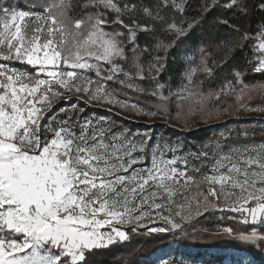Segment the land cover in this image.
Returning a JSON list of instances; mask_svg holds the SVG:
<instances>
[{
	"label": "snow or ice",
	"instance_id": "snow-or-ice-1",
	"mask_svg": "<svg viewBox=\"0 0 264 264\" xmlns=\"http://www.w3.org/2000/svg\"><path fill=\"white\" fill-rule=\"evenodd\" d=\"M219 2L208 0L203 7L211 11ZM260 3L264 7V0ZM224 6L247 14L246 0H229ZM74 7L83 14L70 15ZM168 8L181 15L179 24L160 14ZM32 9L17 10L0 0V264H88L86 253L127 242L130 232L183 231L195 216L217 209L253 225L247 234H234L231 227L224 232L251 244L264 241V232L258 231L264 227V143L217 141L185 155L179 145L150 146L151 137L116 130L106 118L84 116L75 106L49 115L57 101L71 97L138 115L168 113L170 96L153 92L164 103L158 111L146 112L120 99V90H135L137 78L163 68L160 57L147 68L140 63L137 31L154 30L159 22L177 41L198 23L184 22L185 0H160L155 12L145 8L151 24L132 17L125 23L136 6L118 0H40ZM112 25L125 29L127 36L105 31ZM259 35L257 73L264 71V31ZM123 40L133 45L135 72L119 62L128 59ZM12 62L32 71L10 67ZM201 63L210 75L203 58ZM187 80L192 83L191 74ZM248 87L242 85L241 93ZM208 96L186 87L177 100L196 97L194 102L202 105ZM180 109L178 103V114ZM158 221L162 226L149 227ZM243 264L249 259L243 258Z\"/></svg>",
	"mask_w": 264,
	"mask_h": 264
},
{
	"label": "trees",
	"instance_id": "trees-1",
	"mask_svg": "<svg viewBox=\"0 0 264 264\" xmlns=\"http://www.w3.org/2000/svg\"><path fill=\"white\" fill-rule=\"evenodd\" d=\"M39 2L40 0H8V3L15 4L18 10L32 9V5H38ZM118 2L136 6L135 11L129 12L128 16L124 18L125 23H129L128 17H132L141 24H151L153 21L145 16L144 9L148 8L155 12L160 0H118ZM207 2L208 0H185L184 22L193 23L198 21V23H193V27L188 31V34L180 40L174 41L172 33L165 32L164 26L159 22H155L154 30L137 31L135 55L139 57L140 63L147 68L148 65H155L156 58L160 57L163 68L158 73L153 71L151 75L145 72L144 80L137 78L134 81L135 90L127 88L120 90V98L136 103L148 111H158L159 106L164 102L159 99V96L154 97L152 93L158 92L164 96H170L171 98L167 102L168 113L158 114L165 120L166 123L163 125L165 127L153 130L156 134L165 137L182 136L190 142L209 138L211 135L209 130L195 133L189 129L197 119L203 122H211L209 115L216 110L215 107L217 106L215 97L216 95L222 97L227 88H235L239 92L242 85H247L249 87L241 93L243 94V102L253 109L264 106V88L260 87L264 85V71L254 72L253 68L257 64L250 57L253 47L262 39L259 34L264 31V7H261L260 0H246L247 14H242L238 8L230 9L224 6L229 0H220L217 7L211 11H205L203 5ZM73 4H76V0H73ZM36 10L40 9L37 8ZM82 14L80 7H74L70 12L72 16ZM160 14L164 16L165 21L175 20L178 24L181 21V15L171 8L161 9ZM112 18L113 14L109 11L108 19L111 20ZM223 20H227L228 25H224ZM234 28L239 29V31H234ZM113 29L123 32L127 36V31L119 26L105 27V31L108 32L113 31ZM244 34H247L250 38L242 40L241 37ZM161 43L168 45V47H160ZM122 46L128 59L119 62L127 70L135 72L131 68L134 55L133 45L127 40H123ZM188 56L191 57L188 58ZM202 58L207 67L212 70L210 75L204 71L205 64L201 63ZM189 74H191V84L187 80ZM160 85L163 87H158ZM111 86L117 87L116 85ZM186 87L192 92H203L206 96L211 94L202 105L196 103L198 111L189 121L182 118V113L180 115V110L185 112L187 100L180 102L177 100V96L174 95L180 94ZM178 103H181L179 114L177 112ZM65 105L72 106L70 103ZM231 107V111H233L234 107ZM91 111L99 116L109 114L92 108H85L84 114L89 115L88 113ZM109 115L118 119V116L114 114ZM222 118L215 117L212 120H216L218 125L223 126ZM136 126L144 129L142 125L137 124L133 128ZM188 130L189 132H187ZM226 227H231L234 234H247L252 229L250 225L239 224L233 220L227 221ZM196 235H201V232L194 233V229L189 228L176 241L182 247L233 249L242 253L246 252L255 260L264 262V241L251 244L238 240L235 235L225 233V236L216 237V240L214 237V242H208L207 240L206 243H203L196 238ZM134 238L130 245L129 243L125 245L124 249L112 245L107 249L94 250L91 255L86 253L88 264H149L151 263V256L159 248L170 244L167 242L175 240L173 236L142 235L141 233L136 237L134 236ZM214 262V260H209L207 263L214 264Z\"/></svg>",
	"mask_w": 264,
	"mask_h": 264
},
{
	"label": "rangeland",
	"instance_id": "rangeland-1",
	"mask_svg": "<svg viewBox=\"0 0 264 264\" xmlns=\"http://www.w3.org/2000/svg\"><path fill=\"white\" fill-rule=\"evenodd\" d=\"M18 10V9H17ZM32 10V9H28ZM260 42V41H259ZM258 42V43H259ZM253 47V50L250 53V57L254 60L255 64L258 66L257 56L260 54L256 52V46ZM191 56H188L190 58ZM10 67L21 68L22 70L32 71L31 68H28L23 65H19L15 62L10 64ZM181 94V93H180ZM178 96L179 94H174ZM173 95V96H174ZM220 97V96H219ZM121 99V98H120ZM243 94L241 92H237L235 88H227L225 93L222 94V97L217 100L215 107V111L210 113L209 117L211 118V122H203L201 120H195L192 123V127L189 129L193 132H202L208 131L211 133L209 138L204 140H197L196 142H190L184 137H171V136H163L161 134H156L153 132L155 129L164 128L163 126L166 122L160 116H146V115H138L135 110H124L118 107H114L108 104H87L86 98L85 100H80L78 97H71L70 99L61 98L54 104L52 112L49 113L51 115L53 112L58 113V110L63 108L67 111L71 112L73 106L81 109H99L109 114H114L118 116V119L114 118L112 115H96L95 112L91 111L84 116H89L92 118H106V121L114 126L116 130L126 129L129 130L130 135H136L137 137L145 136L151 137L148 141L149 145L159 143L162 147L167 144L169 146L179 145L180 149L185 150L184 154L187 155L189 152H196L201 149L202 145L212 146L214 142L219 141L222 145H233V146H244L246 144L249 145H259L264 143V111L253 110V108H249L243 102ZM123 100V99H122ZM129 101V100H127ZM194 97H190L187 99V103L185 106V112L180 110V115L182 113V118L184 120H190L194 117L195 113H197V104L194 102ZM130 102V101H129ZM66 103L72 104L71 107L65 105ZM132 103V102H130ZM138 105V104H137ZM233 106L234 110L231 111ZM139 108H142L138 105ZM230 108V109H229ZM264 108V106L255 107V109ZM144 111L148 112V110L142 108ZM59 114V113H58ZM217 117H223L222 122H224L223 126L218 125L216 120H212ZM47 119V117H46ZM133 124V125H132ZM142 125L144 129L140 127H134V125ZM171 126V125H170ZM149 127V129H147ZM189 130L187 132H189ZM202 134V133H201ZM223 134V136L221 135ZM179 151V150H178ZM232 217V218H230ZM229 220H233L239 224H243L239 220V214L230 213V212H221L219 209L210 210L209 212L204 213L201 216H195L190 222H186L184 224L183 231L174 230L172 232H167L159 235L173 236L175 238L174 241L167 242L170 243L165 245L164 247L159 248L155 254H153L150 258L152 264H159L161 259L170 260L171 264H210L207 263L209 260H214V264H243V258L249 259V264H264V262H259L248 255L246 252H238L236 250H222V249H196L193 247H182L177 243V239L179 236H183L187 229H194V233L201 232V235H196L197 239H200L201 242H214V237H222L226 232L223 231L226 227V223ZM253 227L251 224H246ZM154 226H162V222H157L156 225H149V227ZM121 227V226H118ZM107 229H102V231H106ZM123 230L129 231L127 226H123ZM251 231V230H250ZM258 231L264 232V227L258 228ZM140 233H144L148 235L144 229H138L136 233L130 232V240L127 242H117L114 246L120 247L121 249L125 248V245L132 243L134 240V236L139 235ZM227 234V233H226ZM225 236V235H224ZM259 243V241H258ZM107 248H110L107 247ZM105 248V249H107ZM131 252V251H130ZM149 263V264H151Z\"/></svg>",
	"mask_w": 264,
	"mask_h": 264
}]
</instances>
